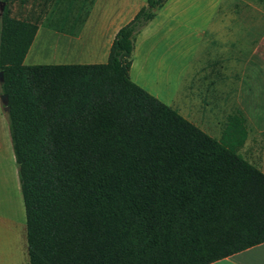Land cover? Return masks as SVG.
Returning <instances> with one entry per match:
<instances>
[{
	"label": "trees",
	"instance_id": "1",
	"mask_svg": "<svg viewBox=\"0 0 264 264\" xmlns=\"http://www.w3.org/2000/svg\"><path fill=\"white\" fill-rule=\"evenodd\" d=\"M1 93L30 264H209L264 243V173L239 153L241 115L217 139L132 80L147 0L108 61L28 65L39 30L8 9Z\"/></svg>",
	"mask_w": 264,
	"mask_h": 264
},
{
	"label": "crops",
	"instance_id": "2",
	"mask_svg": "<svg viewBox=\"0 0 264 264\" xmlns=\"http://www.w3.org/2000/svg\"><path fill=\"white\" fill-rule=\"evenodd\" d=\"M40 1H42L41 10H45L51 2L57 10L56 15H62L67 5V8L73 11L70 16L72 21L68 24L74 29L62 30L58 33L64 38L73 39L76 47L77 45L81 47L80 50L84 54L79 53L80 56L97 58L101 62L108 60L110 49L120 28L130 22L147 3V0ZM169 1L167 0L162 8H166ZM21 2L25 3L27 0ZM215 4L217 14L223 6L228 12H233L232 18L221 19L224 25L222 32L228 31L231 35L226 37L224 42L220 41L218 45L222 53L218 57L224 60L219 61V66L215 67L217 70L210 66L202 69L203 73L205 69L208 70L205 73L208 75L205 78V87L210 91L217 89L222 92L212 93L204 100L202 107L207 110L208 116H217V122L207 118L206 124H203L204 127L201 129L214 138L222 139L230 128L231 118L241 115L247 132L243 144L238 149L239 153L264 173V1L232 0L226 3L224 0H218ZM159 16L157 13L156 17L136 34V38L147 32L155 34L158 31L156 23ZM206 33L203 31L201 35L206 36ZM213 73H217L218 77H209ZM225 91H229L232 97L228 104L225 102ZM230 104L233 108L228 113L225 123L226 105L230 106ZM12 152L14 147L8 118L0 102V156L5 155L11 163ZM11 168L16 184L14 185L18 192H22L20 179H17L18 164L12 163ZM20 225L22 223L0 213V264H30L29 257L26 256L27 224L26 233ZM209 264H264V243Z\"/></svg>",
	"mask_w": 264,
	"mask_h": 264
},
{
	"label": "rangeland",
	"instance_id": "3",
	"mask_svg": "<svg viewBox=\"0 0 264 264\" xmlns=\"http://www.w3.org/2000/svg\"><path fill=\"white\" fill-rule=\"evenodd\" d=\"M21 1L23 0H9L11 15L17 18L29 17L39 24L34 43L25 59L26 64H94L108 61L101 62L97 58L80 56L79 53L84 54L81 47H76L73 39L64 38L58 33L74 29L68 24L72 21L70 16L73 11L67 5L62 15H56L57 10L51 2H48L45 10H41L40 0H27L25 3ZM216 1L218 0H170L166 8L161 7L157 11L160 15L156 23L158 31L155 34L143 33L138 39L135 36L136 48L132 54V80L166 104L180 110V114L200 128L204 127L207 118L217 122V116H208L207 110L202 106L206 97L222 92L217 89L210 91L205 87V78L208 76L205 73L208 70L205 69L203 73L202 69L210 66L217 70L215 67L219 66V61L224 60L218 57L222 55L218 45L231 35L228 31L222 32L224 25L221 19L232 18L233 12H228L223 6L217 14ZM244 13L247 14V11L244 10ZM1 21L0 14V27ZM203 31L207 32L206 36L201 35ZM209 77L218 75L213 73ZM231 98L229 91H225L227 104ZM0 102L2 103L1 99ZM231 106L233 105H226L225 123L233 108ZM2 109L4 110L3 104ZM239 131V136L247 132L244 123ZM7 158L5 155L0 156V213L22 223L20 226L26 233L23 195L15 187L14 173L11 170L12 163L17 165L14 152L11 154V163ZM26 256L29 257L28 253Z\"/></svg>",
	"mask_w": 264,
	"mask_h": 264
},
{
	"label": "water",
	"instance_id": "4",
	"mask_svg": "<svg viewBox=\"0 0 264 264\" xmlns=\"http://www.w3.org/2000/svg\"><path fill=\"white\" fill-rule=\"evenodd\" d=\"M5 6H6V3L5 2H0V14L3 15L4 13V10H5ZM4 72L3 71H0V83H3L4 82ZM0 99L2 101V104L4 106V110L6 112H8L10 110V106H9V97H8V94H5V93H2L0 95Z\"/></svg>",
	"mask_w": 264,
	"mask_h": 264
}]
</instances>
